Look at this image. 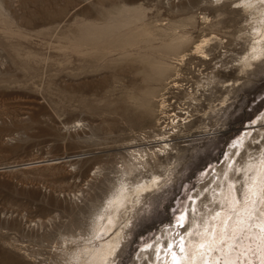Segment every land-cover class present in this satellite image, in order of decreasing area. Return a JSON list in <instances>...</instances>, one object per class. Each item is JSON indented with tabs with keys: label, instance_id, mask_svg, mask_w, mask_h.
<instances>
[{
	"label": "rangeland",
	"instance_id": "1",
	"mask_svg": "<svg viewBox=\"0 0 264 264\" xmlns=\"http://www.w3.org/2000/svg\"><path fill=\"white\" fill-rule=\"evenodd\" d=\"M263 9L0 0V264H186L264 160Z\"/></svg>",
	"mask_w": 264,
	"mask_h": 264
},
{
	"label": "bare ground",
	"instance_id": "2",
	"mask_svg": "<svg viewBox=\"0 0 264 264\" xmlns=\"http://www.w3.org/2000/svg\"><path fill=\"white\" fill-rule=\"evenodd\" d=\"M254 5L255 2H251L247 7L253 8ZM262 32L264 38V28ZM248 167L247 171H251L250 179L241 195L229 178L230 174L227 172L223 176L225 183L217 197L218 209L215 213H210L212 215L206 224L207 227H203L202 230L197 229L198 236L195 234L197 237L192 238L190 235L191 238L189 237L188 243L184 246L185 251L188 252L185 256L186 264H239L240 253L249 257L254 246L259 250L261 264H264V160L257 164L250 163ZM127 197L130 198L129 194L122 192L113 206L116 209L120 205L123 206ZM170 244L174 256L170 258L167 254L169 259L182 261L181 256L175 251L174 241L171 240ZM161 256H164L163 253L159 258ZM172 260L168 263L172 264ZM96 261L98 260H92L91 264H96Z\"/></svg>",
	"mask_w": 264,
	"mask_h": 264
},
{
	"label": "snow or ice",
	"instance_id": "3",
	"mask_svg": "<svg viewBox=\"0 0 264 264\" xmlns=\"http://www.w3.org/2000/svg\"><path fill=\"white\" fill-rule=\"evenodd\" d=\"M218 2H219V0H218Z\"/></svg>",
	"mask_w": 264,
	"mask_h": 264
}]
</instances>
